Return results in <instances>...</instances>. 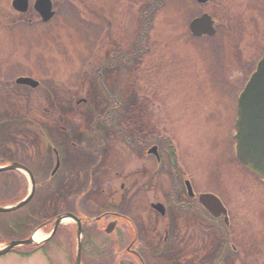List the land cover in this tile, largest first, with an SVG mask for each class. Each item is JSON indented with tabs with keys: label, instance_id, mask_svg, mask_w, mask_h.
Masks as SVG:
<instances>
[{
	"label": "rangeland",
	"instance_id": "1",
	"mask_svg": "<svg viewBox=\"0 0 264 264\" xmlns=\"http://www.w3.org/2000/svg\"><path fill=\"white\" fill-rule=\"evenodd\" d=\"M12 1L0 0V163H23L38 185L24 210L0 213V240L43 238L64 213L88 220L120 210L148 228L159 200L169 221L163 258L179 256L178 233L214 242L211 252L218 238L232 237L242 264H264V182L237 160L234 139L238 95L264 55V0H52L49 21L34 0L26 13ZM206 12L215 33L193 35L190 22ZM46 141L61 155L53 175L41 155ZM6 173L7 206L29 182ZM186 179L195 193L220 196L229 222L189 199ZM60 227L0 264H76V225ZM105 239L96 233L95 246L86 242L85 264L88 255L113 264L102 262ZM226 253L221 264L231 263Z\"/></svg>",
	"mask_w": 264,
	"mask_h": 264
},
{
	"label": "flooded vegetation",
	"instance_id": "2",
	"mask_svg": "<svg viewBox=\"0 0 264 264\" xmlns=\"http://www.w3.org/2000/svg\"><path fill=\"white\" fill-rule=\"evenodd\" d=\"M12 142L14 145L17 143L19 144V141L16 139H13ZM46 142L45 147L47 150L41 155H43V159L49 156L51 162L54 163V169L51 171V174L53 175L60 167L62 161L61 155L55 144H51L48 141ZM185 184V190L189 199H194L196 197V199H194L196 201L194 202L201 206L210 217L214 219L225 218L224 215L215 216L211 211L205 209L200 202L199 194L195 193V191L189 187L187 179L185 180ZM156 204H161V206H155ZM149 207L150 210L153 209L156 212V217L155 222L147 219L148 223H154V225L149 226L148 228L145 226L138 227L133 216L123 213L120 210H106L95 216L93 219L88 220L83 219V217L80 216V212L78 217L82 222L84 232L83 237L87 243L89 242L91 245L95 246L93 235H96L97 233L98 235L101 234L105 236V240L108 244L107 248L109 249V252L107 253L109 258L104 257L102 262H104V260H112L111 262H113V264H221V261L227 257L226 252L230 255V264H242V258L239 257L238 249L233 244L232 237L228 236L218 238L219 240L216 242V249L211 252V249L213 248L211 247V244L214 242L210 240L203 241L197 235L191 236L185 234L186 236L181 237L176 233L178 243H181V245H179L180 247H178L180 249L179 256H176L173 259L163 258L160 254L165 249L166 243L170 240L168 228L169 221L164 218L168 215L167 205L158 200L157 202L152 201ZM142 222L145 223L146 221L143 220ZM143 223L142 225H144ZM67 228L70 229L69 227ZM185 239L187 241H185ZM106 250L107 249H96L95 252L98 255H105L107 252ZM147 255H151V257H148ZM88 257L92 258L91 260L94 259L91 255H88ZM239 258L240 262L238 260ZM227 259L229 258L227 257ZM91 260H89L90 264H93V261Z\"/></svg>",
	"mask_w": 264,
	"mask_h": 264
},
{
	"label": "water",
	"instance_id": "3",
	"mask_svg": "<svg viewBox=\"0 0 264 264\" xmlns=\"http://www.w3.org/2000/svg\"><path fill=\"white\" fill-rule=\"evenodd\" d=\"M200 1L204 2L206 0ZM13 5L16 9L23 11L27 8L28 0H14ZM36 8L42 13L45 20H48L53 15L50 0H37ZM212 23L211 17L205 14L201 18L192 22L191 29L197 35L203 33L211 34L213 32ZM19 81L31 85L37 84V82L31 78L19 79ZM235 130L236 153L238 159L257 177L264 179V57L259 61L256 70L251 75L246 86L238 97ZM6 170H18L24 173L29 181V191L26 197L17 203L0 206V212H9L24 206L31 200L35 191L34 176L31 170L25 165L13 162L5 166H0V172ZM201 202H204L211 210H213L212 208L214 207L216 212H219V210L225 211L221 201L213 194H202ZM68 219H74L78 225L76 233V264H82L81 220L79 217L71 213H64L56 216L53 220V231L43 238L39 237L35 232L27 239L12 240L2 244V246H0V255L19 246L28 244L39 245L46 240H49L55 234L58 225Z\"/></svg>",
	"mask_w": 264,
	"mask_h": 264
},
{
	"label": "trees",
	"instance_id": "4",
	"mask_svg": "<svg viewBox=\"0 0 264 264\" xmlns=\"http://www.w3.org/2000/svg\"><path fill=\"white\" fill-rule=\"evenodd\" d=\"M172 147V146H171ZM170 150V149H169ZM171 155H174V152L171 150ZM18 175V174H17ZM17 178L19 179V178H21V177H19V175L17 176ZM19 187H22V189L23 188H25V186H24V182H20L19 183ZM1 215H4V214H1Z\"/></svg>",
	"mask_w": 264,
	"mask_h": 264
},
{
	"label": "bare ground",
	"instance_id": "5",
	"mask_svg": "<svg viewBox=\"0 0 264 264\" xmlns=\"http://www.w3.org/2000/svg\"><path fill=\"white\" fill-rule=\"evenodd\" d=\"M221 216V215H220Z\"/></svg>",
	"mask_w": 264,
	"mask_h": 264
}]
</instances>
